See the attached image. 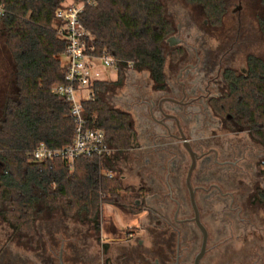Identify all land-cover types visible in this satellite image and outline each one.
<instances>
[{
	"label": "trees",
	"instance_id": "trees-1",
	"mask_svg": "<svg viewBox=\"0 0 264 264\" xmlns=\"http://www.w3.org/2000/svg\"><path fill=\"white\" fill-rule=\"evenodd\" d=\"M64 0H0V16L7 30L6 43L15 61L16 92L4 99L0 115V216L14 232L36 233V221L45 211L59 209L67 218L100 230L102 203L139 213L133 189L124 186L115 171L117 153L134 148L131 115L111 106L102 97L105 81H97L95 98L83 101L89 126L105 130L118 152L112 156H81L71 169L60 158L31 160L41 143L61 148L72 142L75 122L70 103L54 87L66 83L61 59L66 41L59 35L57 11ZM202 6L206 17L219 24L226 14V0H189ZM264 5V0H260ZM82 23L94 35L96 54L108 51L119 59L134 60V70H147L155 83L165 82L168 57L164 44L173 27L161 0H98L87 6ZM264 33V15L260 18ZM250 73L217 106L232 114L264 144V60L249 58ZM116 154V155H115ZM264 198V189L259 191ZM109 264V263H107Z\"/></svg>",
	"mask_w": 264,
	"mask_h": 264
},
{
	"label": "rangeland",
	"instance_id": "rangeland-1",
	"mask_svg": "<svg viewBox=\"0 0 264 264\" xmlns=\"http://www.w3.org/2000/svg\"><path fill=\"white\" fill-rule=\"evenodd\" d=\"M161 1L173 27L170 35L175 36L178 24L184 23L185 18L191 19L202 34L215 35L218 39L223 32L225 36L233 38L239 31L241 47L235 64L245 67L249 54L264 60V33L260 28L264 5L260 0H226V14L216 26H211V21H208L207 26L204 25L207 17L198 3L189 0ZM212 38L209 41L213 46L215 42ZM6 40L7 30L0 21V115L5 97L14 95L17 89L15 61ZM164 48L170 51L167 42ZM119 74L113 80L105 81L106 86L101 95L109 105L125 110L137 97V92L150 88L154 81L147 70L124 73L121 78ZM132 119L137 123L136 116ZM215 121L223 124L226 121L225 114ZM214 128L223 136L220 141L212 138L215 143L213 146L240 139L236 135H228L225 129L218 126ZM239 137L244 138L247 148L241 147L244 158L237 164V170L227 173L225 183L221 185L225 193L223 209L219 208L216 197L209 199V205L202 201L200 203L202 217L210 231L208 264H226L227 261H230L228 264H264V198L259 196V191L264 189V144L244 134ZM115 164V171L111 173L118 176L124 186L133 189L136 201L154 193L163 197L169 192L167 186L155 191L156 187L150 185L145 176H141V163L136 149L119 151ZM187 166L183 170L179 187L182 197L179 198L182 200L181 210L187 212L189 217L192 216V209L185 186ZM141 188L146 189L142 194L139 192ZM229 205H232V209ZM172 208L170 215L176 209L175 203H172ZM152 220L147 218L146 212H129L121 206L102 203L100 230H96L92 224L67 218L59 209H55L45 210L36 221V233L28 234L14 232L0 216V264H6L7 260H10L8 264H61L62 246L63 264H107L125 259L126 256L135 257L138 252L137 239L143 234L141 225L144 221L145 225L151 226ZM156 222L160 228L163 227L161 222ZM145 251L153 259L162 256L159 247Z\"/></svg>",
	"mask_w": 264,
	"mask_h": 264
},
{
	"label": "flooded vegetation",
	"instance_id": "flooded-vegetation-1",
	"mask_svg": "<svg viewBox=\"0 0 264 264\" xmlns=\"http://www.w3.org/2000/svg\"><path fill=\"white\" fill-rule=\"evenodd\" d=\"M184 20V23L178 24L175 36L169 35L166 39L170 46V51L166 53L170 59L166 65L165 82L162 86L154 82L150 88L140 89L137 97L125 109L131 117L137 118V123L130 122L134 128L132 136L135 146L131 150H137L141 176L156 187L155 191L167 186L169 192L163 197L154 193L136 201L142 209L139 213L146 212L147 218L153 219L152 224L145 225L143 221L140 228L143 234L137 239L138 252L135 257L126 256L109 264H196L203 233L195 221L187 186L193 157L184 144V138L195 153L196 164L192 170L191 184L195 190L200 220L208 232L206 253L199 264H208L210 231L202 217L200 203L202 201L209 205L210 200L216 197L219 208L223 209L225 193L221 185H224L229 171L238 169L237 164L245 156L242 157V148H247L244 138L239 136L244 134L254 139L250 130L238 124L232 114L225 115L223 124L215 121L217 117H224L217 106L222 105L225 97L231 94L238 79L249 75V58L253 54L247 56L245 67H238L235 63L241 47L239 31L233 38L225 36L223 32L218 39L215 35L202 34L191 19ZM208 21V18L204 21L205 26ZM211 26L216 25L211 22ZM209 38L214 39L213 46ZM214 126L240 139L213 146L212 138L220 141L223 136ZM186 166L185 186L192 209V216L189 217L187 212L181 210L182 200L179 198L182 197L179 187ZM145 191V188L139 190L140 194ZM172 203L176 204V209L170 215ZM229 208L232 209V205ZM156 220L162 223L163 230ZM146 244L148 248H145ZM157 247L162 250V256L154 259L148 257L145 249L150 251Z\"/></svg>",
	"mask_w": 264,
	"mask_h": 264
},
{
	"label": "built area",
	"instance_id": "built-area-1",
	"mask_svg": "<svg viewBox=\"0 0 264 264\" xmlns=\"http://www.w3.org/2000/svg\"><path fill=\"white\" fill-rule=\"evenodd\" d=\"M98 0H64L57 11L61 21L59 35L66 41V49L61 55L65 67L66 83L58 84L53 91L66 98L70 103V116L75 122L74 137L64 147L51 148L45 143L39 144L30 158L36 162H45L60 158L73 169L75 161L81 156H112L117 150L112 146L104 129L89 126L84 117L83 101L95 98V84L118 76L125 63V70L136 67V61L119 59L112 53L104 51L95 53L94 35L82 23L81 16L87 6L96 5ZM5 12L0 5V16Z\"/></svg>",
	"mask_w": 264,
	"mask_h": 264
},
{
	"label": "water",
	"instance_id": "water-1",
	"mask_svg": "<svg viewBox=\"0 0 264 264\" xmlns=\"http://www.w3.org/2000/svg\"><path fill=\"white\" fill-rule=\"evenodd\" d=\"M184 144L187 147V149L189 150V152L191 153L192 157H193V163L191 165L190 171L188 173V177H187V186L189 188L190 191V196H191V201H192V205L195 211V221L197 223V225L200 227V229L202 230L203 233V242H202V246L201 249L199 251V253L196 256V264H199V260L204 256V254L206 253V249H207V242H208V232L206 227L202 224L201 220H200V213H199V209L196 203V199H195V190L191 184V174H192V170L195 167L196 161H195V153L192 150L190 143L187 142V140L184 138ZM61 264H63V246H62V250H61Z\"/></svg>",
	"mask_w": 264,
	"mask_h": 264
}]
</instances>
